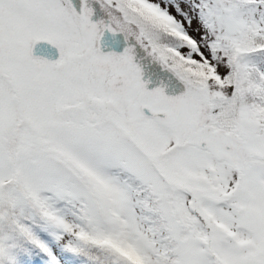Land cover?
Here are the masks:
<instances>
[{
	"label": "snow or ice",
	"instance_id": "1",
	"mask_svg": "<svg viewBox=\"0 0 264 264\" xmlns=\"http://www.w3.org/2000/svg\"><path fill=\"white\" fill-rule=\"evenodd\" d=\"M99 2L0 0V264H264V0Z\"/></svg>",
	"mask_w": 264,
	"mask_h": 264
},
{
	"label": "flooded vegetation",
	"instance_id": "2",
	"mask_svg": "<svg viewBox=\"0 0 264 264\" xmlns=\"http://www.w3.org/2000/svg\"><path fill=\"white\" fill-rule=\"evenodd\" d=\"M73 3L78 11H82L83 8V0H73ZM89 6L93 8L94 13L92 16V19L94 21H99L100 19H107V13L104 11L103 7L101 6L99 0H89ZM185 8L187 7L184 5ZM173 12V10H171ZM173 14L175 15L176 12ZM179 19H183V17H179ZM187 27V24H186ZM197 27L196 22H193L192 28L195 29ZM189 28L190 33L193 36L199 37V33ZM105 39L107 40L109 47L105 50H116L118 52H122L125 47H128L129 45L135 47L136 52V61L141 65L143 72H144V79L145 81H148V87L149 89H153L156 87H164L166 90V93L169 95H176L179 94L184 90V85L181 81L178 80L174 76V74L164 68V66L154 59V57L149 53V51L145 48H143L134 37H130L127 40L124 38L123 34H119L116 39H118L119 43L113 42V36L111 33L105 34ZM34 54L36 55H42L49 59H56L59 56L58 49H56L54 46L46 43L41 42L39 43L35 50ZM146 114H151L149 110H145Z\"/></svg>",
	"mask_w": 264,
	"mask_h": 264
},
{
	"label": "rangeland",
	"instance_id": "3",
	"mask_svg": "<svg viewBox=\"0 0 264 264\" xmlns=\"http://www.w3.org/2000/svg\"><path fill=\"white\" fill-rule=\"evenodd\" d=\"M171 10H173V12L175 13L176 10L175 8H172ZM191 29H193L191 27ZM195 30V29H193ZM197 37V36H195ZM48 239L50 240V242L53 243V245L59 249H61V251L63 252L64 256L69 258L70 261L72 262V264H93L92 261H90L87 257L85 256H76L75 254L71 253V252H64L63 251V248H62V245L64 243L63 240H60V241H56L53 237H48ZM46 264H55V262L51 261V260H47L46 261Z\"/></svg>",
	"mask_w": 264,
	"mask_h": 264
}]
</instances>
